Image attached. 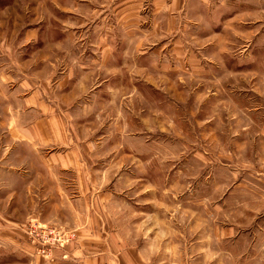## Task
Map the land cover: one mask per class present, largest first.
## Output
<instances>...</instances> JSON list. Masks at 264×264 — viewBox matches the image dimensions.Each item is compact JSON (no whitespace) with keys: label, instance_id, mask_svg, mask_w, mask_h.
Instances as JSON below:
<instances>
[{"label":"rangeland","instance_id":"1","mask_svg":"<svg viewBox=\"0 0 264 264\" xmlns=\"http://www.w3.org/2000/svg\"><path fill=\"white\" fill-rule=\"evenodd\" d=\"M124 1L0 0V136L32 133L41 115L21 104L30 90L83 137L76 158L73 146L60 150L61 218L19 223L15 239L34 264H91L108 242L131 264H264V0H221L208 13L162 0V19L154 0L127 14ZM100 5L119 53L103 69L72 71L73 42L49 50L44 38L59 36L58 20L85 26ZM88 79L91 92L65 105ZM35 226L49 237L30 236Z\"/></svg>","mask_w":264,"mask_h":264},{"label":"crops","instance_id":"2","mask_svg":"<svg viewBox=\"0 0 264 264\" xmlns=\"http://www.w3.org/2000/svg\"><path fill=\"white\" fill-rule=\"evenodd\" d=\"M144 1L125 0L126 14L138 7L141 9ZM130 2L131 4H129ZM166 2V5L172 10L179 4L182 12H187L192 7L191 5L196 3L198 10L204 13L212 10L210 7L212 4H222L221 0H166ZM161 6L162 0H154L149 5L151 14L154 13L153 15L160 19H162L161 13L163 12ZM105 8V6L100 5L99 9L91 11L90 18L92 21H87L85 26L65 20L68 10H66L67 12L60 11L63 14L61 17L63 16L65 21L58 20L59 36L45 37L44 47L54 50L58 45L59 51H61L63 50V43L72 41L73 59L74 64L76 63L75 66H71L72 71H77L78 68L86 71L89 66H94V64H99L102 69L107 67L119 52L115 49L111 15ZM75 10L80 12L79 7H75ZM100 12L101 14H99ZM130 20V16L124 20L128 21L127 28L129 29H131ZM32 36L27 37L28 45L31 43ZM118 59L122 60L120 56ZM143 59L148 61L146 57ZM45 60L51 61V55L46 57ZM108 70L104 69L102 75L106 77V75L112 74V71ZM85 76L90 78L88 73H85ZM68 79L72 80L69 75L63 77L58 82V88L63 87V83ZM5 83H9V81L5 79ZM89 84H92L90 79L87 83H77L76 86L71 87L69 94L66 93L62 96L65 105H69L72 101L91 92ZM104 84H107V80ZM13 87L26 92L28 91L27 88L30 87V83L20 81ZM21 94H23L21 104L25 105L31 113L37 110L36 114L41 115V118H37L36 123H32V133L28 132L26 136H17L15 133L0 136V264H34L31 263L32 248L21 242L22 240L15 239L19 235L15 230L19 223L30 219H37L45 225L53 224L56 222V218H61L60 204H65L67 200L61 174L67 172L68 167L66 164L67 159H65L64 153H60V150L73 146L71 149H73L76 158L83 144L82 136L74 134L68 136L64 132L65 126L62 119L64 114L61 115L60 111L54 110L55 107L48 104L51 103L50 99L48 100L44 96L38 97L37 92L32 93L30 90L27 96L26 93ZM32 119L35 118L32 117ZM78 123L79 121H77ZM13 124H11V127ZM69 170H72L75 174H80L83 172V167L80 162L77 164V160H75ZM14 235L16 236L14 237ZM80 237H84L82 233ZM91 237L96 242L98 241V237ZM80 247L83 253L82 244H80ZM105 250H107L105 259L92 258L90 263L116 264L115 254L121 252L119 262L121 264H131L127 259L125 248H117L114 244L108 242ZM73 253L76 256L78 251L74 250Z\"/></svg>","mask_w":264,"mask_h":264},{"label":"built area","instance_id":"3","mask_svg":"<svg viewBox=\"0 0 264 264\" xmlns=\"http://www.w3.org/2000/svg\"><path fill=\"white\" fill-rule=\"evenodd\" d=\"M33 226V225H32ZM48 232H51L49 229H40L35 226V229L31 231L30 236L39 237L40 240H46L49 237Z\"/></svg>","mask_w":264,"mask_h":264}]
</instances>
